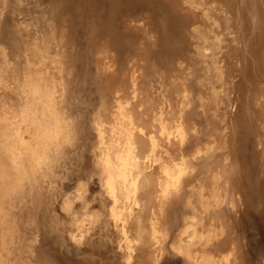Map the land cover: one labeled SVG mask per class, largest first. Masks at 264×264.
<instances>
[{
    "label": "bare ground",
    "instance_id": "bare-ground-1",
    "mask_svg": "<svg viewBox=\"0 0 264 264\" xmlns=\"http://www.w3.org/2000/svg\"><path fill=\"white\" fill-rule=\"evenodd\" d=\"M140 1L149 8L141 19L150 26L142 28L137 48L129 49L117 28L122 0L76 3L83 12L88 4L110 5L106 14L88 17L87 50L74 59L68 36L76 24L66 7L75 0L55 4L59 12L44 16L47 23L39 34L34 28V39L13 24L8 47L0 48L8 194L22 201L30 197L34 214L44 204L59 231L84 232L87 218L95 215L89 205L79 208L84 216L74 210L63 217L54 203L62 188L57 167L86 136L102 186V216L107 229H115L114 250L91 242L76 264H164L169 252L183 255L184 264H254L240 212L264 219V0ZM208 20L212 40L229 48L215 59L216 45L206 33L205 61L214 57L216 65L223 64L201 68L204 61L193 47L201 36L195 31L206 32ZM85 75L102 94L89 114L80 115L73 105L75 87ZM219 75L222 89L210 87ZM39 181L44 193L37 190Z\"/></svg>",
    "mask_w": 264,
    "mask_h": 264
},
{
    "label": "rangeland",
    "instance_id": "rangeland-1",
    "mask_svg": "<svg viewBox=\"0 0 264 264\" xmlns=\"http://www.w3.org/2000/svg\"><path fill=\"white\" fill-rule=\"evenodd\" d=\"M79 2L80 0H75V3H71L69 6L66 7L67 12L69 13L71 17V20L73 21L71 22L70 20V23L76 24V30L72 31L71 26L69 27L70 35L68 36V50H69V57L72 59H74V55L77 54L78 52L84 53L87 50V39H86L85 31H86V27L88 26L87 22L90 19L88 17H93V16L99 17L101 14H106L104 12L105 11L104 9H107L110 5V2H106L102 5H99V2H97L96 4H92V5L88 4V5H85V8L87 11L83 12L82 9H79L80 7L76 4ZM55 4H58L60 7V4L56 3V0H7V1L0 0V48L6 49L8 47L7 35L9 34V32L10 33L12 32L15 24H16V27L21 26L23 28V31L21 30V32H23L24 35L30 36L31 34L30 37L34 39L36 35L34 32H36L37 30L36 33L39 34L40 30L43 28V25L47 23V20H45L44 16L47 15L51 17L53 15H57V12H59V9L58 7H55ZM120 9L123 12L121 16L118 17L117 19V28L119 29V31L122 33L123 37L125 38V42L128 43L127 47L129 49H131V47L137 48L140 39L143 37L142 28H144L146 25L147 27L150 26L149 23L148 24H145L146 22L143 23V20L141 19V16L143 15V13L145 11H148L149 8H145L140 0H122V3L120 4ZM195 10L198 11L199 9L196 8ZM67 12L65 11V14ZM151 15L156 20V17L153 14V12H151ZM27 21H29L33 26L29 25V22L27 23L29 25L28 26L25 23ZM211 22H212L211 20H208L209 25L207 23V27L205 29L206 32H201L203 29L202 30L199 29L195 31V34L198 36L196 38L199 39V37L201 36V39H199L201 42L198 41L196 43V40L193 39L194 42L196 43L195 45H193V47L195 46L194 48H196V50L200 52L197 57H199L200 59L204 61L203 65L201 64H200L201 66L199 65L201 68L214 65V64H215L214 66H220V64H223V62H221L219 64L217 63L216 65V63L214 62L215 61L214 57H209V62H207L205 60H208V59L203 56L204 53L201 49V46L203 45L204 41H202V38L203 40L206 39V33L209 34L210 32L209 34L210 37H211V33L213 34L214 25L211 24ZM66 23L69 24L68 20L67 22L63 21L61 26H65ZM152 23H153V20H152ZM22 24L24 26H22ZM30 27H32V29ZM34 28H35V31H34ZM31 31L32 32L34 31L33 32L34 36ZM210 40L211 42L215 43L216 52H218L216 54L215 59L221 56L224 50H228L229 48L228 46H225L226 44L225 42H224V45H222L219 43V41L216 38H213L212 40V37H211ZM218 46H221V48H218ZM127 51H128L127 49L126 50L124 49L121 54V57H123L127 53ZM184 60L185 59H183V61ZM200 67L198 68V72H201ZM216 68L214 69V72L217 70ZM75 73L76 72H74V74ZM217 79L219 80L217 81ZM214 81L215 82L210 83L209 86L211 87L212 84H215V86L217 85L216 87L218 89L219 88L222 89V83H223L222 75L215 77ZM220 84L221 86H218ZM75 89H76V94L78 95V98L76 96L77 100L75 101V104H73L74 107L76 108L78 107L77 109H79L78 113H80V115L86 114V113L89 114V112L92 111L94 104L98 103V101L100 100V97L102 94L100 86H98V84L91 77V75L87 77L85 75L84 80L79 82L76 85ZM238 110H239L238 102L237 103L235 102L234 111L236 112ZM0 120H1L0 124L4 126L5 121L3 122L2 119ZM1 125L0 127H2ZM84 138H85L84 140L81 139V144L77 146H71L69 148V151L67 152L63 160V163H62L64 164V166L63 165L59 166L60 168L57 167V173H56L57 175L59 173L58 175L60 177L59 182L62 185L60 194L57 195V197L55 198V203H54V206H56L55 208L58 214L60 216L66 217L67 215H64V214L66 213L71 214V212H74V210H76L74 212L75 216L77 215L84 216V214L82 213V211L84 210L83 208H85L86 210L88 205H89L88 207L89 212L91 211L90 209H92L90 214H95L93 216L94 218L93 217L89 218L88 217L89 214L87 215L88 218H87V222L85 226H88V228L85 227V229L86 228L87 229L84 230V232H81V230L77 228L78 233L75 232L76 233L75 235L74 231L77 230L76 227H74L73 229H70L71 230L70 232L67 230H65L64 232H61L57 230L56 228L52 227V223L50 221V218L48 217L47 209L44 206V204L40 205V209H39L40 211H38L40 213L37 212L34 214L35 208L31 207V204L33 203H31L30 197L29 199L26 196L28 198L27 199L26 197H24L25 195L21 192V195H23L24 197L23 198L24 200L22 201L21 199L22 197L20 195L19 196L16 195V197L18 196L17 197L18 200H17L16 197H13L15 194L13 195H11L12 193L8 194V190L9 192H11V187L9 183L10 178L8 180V175L7 174L5 175V173H7V168L9 166L11 167V165L9 162L10 158H8L9 155H5V154H9V152L6 150V147L3 146L4 145L3 138L0 137V149H1L0 150V264H15V262L16 264H20V263L21 264H34V262L35 264H40L41 262L39 261L40 258L44 264L46 263L47 264H76L77 261L80 259V257H83L84 255L89 253L88 251L91 250V242L97 243V245L99 244L105 245L106 243L105 246H108L110 248L109 250H114V248H112L113 245L111 242V233L115 229L114 227H108L107 229L106 218L104 217L105 214H103L102 216V213L104 211V206H102L103 203L101 202L102 197H103V195H101L102 186L99 180V175L97 174L95 170H93L90 164L91 154L88 151L87 146H86V143H88L90 138L89 137L87 138L86 136ZM5 162L7 165L8 164L9 165L5 166L6 165ZM38 183H40V181ZM41 183L40 185L39 184L37 185L38 186L37 190L38 192H41V190L39 189H42V192L44 193L45 189L43 188L45 187V185H44V182H43V185ZM39 186L41 188H39ZM5 190L7 191L5 192ZM86 195L88 197H86ZM7 196H9L8 199H7ZM82 197L83 199H85L86 203L82 199ZM11 198L12 199L15 198V199L12 200ZM64 200L66 203H64ZM82 200L84 203L82 202ZM72 201H74L75 203ZM69 202H70V205L68 206L67 203ZM22 204H23V209H22ZM25 204L26 205L29 204V205L26 207ZM62 204L63 206L65 204V207L66 208L68 207V210L65 207H64L65 209H63ZM14 205L17 208L16 207L14 208L13 207ZM27 208L30 209L32 212H30V210H27ZM79 208L82 211L79 210ZM15 210H17V212ZM64 210L67 212H64ZM77 211L78 213H76ZM99 211L101 214L99 213ZM246 211L247 210L245 209L240 212V217H241L240 219H241L242 226L245 227L247 231L246 235H247L248 245H250L249 247L247 246L249 250V255L252 259V263L264 264V261H263L264 260V219H260L261 217L258 218L257 214L255 215L253 211L249 213H247ZM101 217H104V218H101ZM201 222L202 221H200V223ZM22 226L23 227L25 226L24 229L26 231L24 229L21 230V228H23ZM105 228L109 231H107ZM15 230L17 231L16 233H14ZM21 232H23V234ZM11 233L15 236V238L14 236H12ZM17 233H18V236H17ZM87 233L88 234L91 233L90 234L91 237ZM77 234L78 236L80 235L79 236L80 238L77 236ZM10 235L12 236V238ZM87 235L89 236V238ZM74 238L77 240H75ZM9 241L11 243H9ZM18 244H20L21 246L19 247ZM25 245H27L28 247L27 246L23 247ZM23 248L26 250L24 251ZM171 253L172 252H169L168 254H166L165 258L163 259L164 264H184L183 255H181L183 256V258H181L180 254L179 255L175 254L177 255L175 256L174 253L172 254ZM23 254H26V255H23Z\"/></svg>",
    "mask_w": 264,
    "mask_h": 264
},
{
    "label": "snow or ice",
    "instance_id": "snow-or-ice-1",
    "mask_svg": "<svg viewBox=\"0 0 264 264\" xmlns=\"http://www.w3.org/2000/svg\"><path fill=\"white\" fill-rule=\"evenodd\" d=\"M56 2H57V3H59V2H60V0H56Z\"/></svg>",
    "mask_w": 264,
    "mask_h": 264
}]
</instances>
